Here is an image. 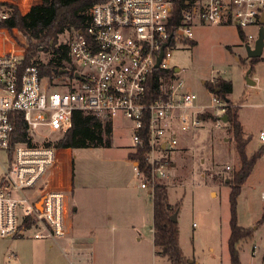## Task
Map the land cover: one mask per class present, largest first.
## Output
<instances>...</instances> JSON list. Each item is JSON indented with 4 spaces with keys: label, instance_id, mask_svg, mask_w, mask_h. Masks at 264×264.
<instances>
[{
    "label": "built area",
    "instance_id": "obj_1",
    "mask_svg": "<svg viewBox=\"0 0 264 264\" xmlns=\"http://www.w3.org/2000/svg\"><path fill=\"white\" fill-rule=\"evenodd\" d=\"M42 1L0 0L2 238L23 236L28 230H36L35 238L53 239L72 232L73 186L64 167L68 147H56L49 134L67 131L76 111L131 121L133 149L145 147L147 163L145 170L132 159L133 170L140 187L153 195L156 185L168 177V153L176 149L178 133L201 127L206 118H214L220 128L229 106L227 99L213 94L211 104L195 108L196 93L170 62L172 47L194 41L197 23L235 24L246 40L252 39L245 29L260 26L264 16V0H189L180 18L174 12L175 0L98 2L89 10V24L72 30L63 43L69 58L60 69L68 72L59 70L51 77L40 67L48 61L27 62L25 36L2 25L8 9L15 7L26 15ZM172 69L174 73L159 77V95L148 101L153 71ZM259 139L264 142V130ZM151 264L202 263L166 258Z\"/></svg>",
    "mask_w": 264,
    "mask_h": 264
},
{
    "label": "rangeland",
    "instance_id": "obj_2",
    "mask_svg": "<svg viewBox=\"0 0 264 264\" xmlns=\"http://www.w3.org/2000/svg\"><path fill=\"white\" fill-rule=\"evenodd\" d=\"M245 30L254 38L242 39L235 24L197 23L194 43L173 46L170 62L181 69L177 76L196 93L195 108L211 104L216 94L212 87L220 79L232 81L225 114L230 118V113H237L245 137L250 138L248 157L261 154L237 198L238 225L257 227L239 243L240 260L241 264H263L264 142L259 134L264 130V50L257 63H252L250 53L257 40L264 38V24ZM71 34L70 30L61 34L59 44L67 42ZM54 55L42 51L39 59L49 61ZM252 67L254 85L246 78ZM214 121L206 118L201 127L178 133V145L168 153V177L162 183L168 187L170 203L178 205L179 243L185 258L202 264H231L232 187L228 183L240 167V158L229 120L220 128ZM131 124L117 118L111 145L75 149L73 206L78 210L72 213V232L56 239L35 238L36 230L0 237V264H146L166 259L156 252L153 195L148 189L135 188L144 203L138 209L135 199L122 191L119 179L108 186V192L97 184L104 170L132 175L127 159L128 151L135 152ZM61 135L49 134L54 141ZM131 181L139 183L137 177Z\"/></svg>",
    "mask_w": 264,
    "mask_h": 264
},
{
    "label": "trees",
    "instance_id": "obj_3",
    "mask_svg": "<svg viewBox=\"0 0 264 264\" xmlns=\"http://www.w3.org/2000/svg\"><path fill=\"white\" fill-rule=\"evenodd\" d=\"M102 1L105 0H43L33 6L26 15H21L18 9L13 7L8 9L9 15L2 25L10 29L17 28L25 36L28 48L27 62L37 63L39 53L42 51L53 52L55 57L47 63L41 64L40 67L43 74L54 77L59 74L60 68L65 66L63 60L69 58L68 46L66 44L58 45L59 36L68 30L85 28L90 22V8L95 3ZM188 1L175 0L174 12L178 18H180V12L186 7ZM239 31L242 39L246 40L243 31L240 29ZM191 42L194 43V41ZM251 61L257 63L259 57H251ZM167 73H174V69L171 71H153L148 84V101L159 95V77ZM217 89L220 90L217 91ZM232 90V81L225 79H220L218 84L212 87L214 93L224 98H228ZM229 123L234 134L240 167L234 171L232 180L228 183L232 187L230 194L231 233L228 247L231 264H241L238 245L242 240L249 238L257 227L249 229L238 225L237 198L242 185L251 174L261 154L257 152L248 157L246 146L250 138L245 137L243 125L237 113H230ZM61 133L62 135L54 141L56 147L76 149L109 146L113 135V123L107 116L76 111L73 114L72 126ZM22 136L20 135L17 139H21ZM129 156L131 159H138L142 168L147 170L145 147L130 153ZM177 212L178 205H172L169 201L167 185L164 183L157 184L153 194V231L156 252L172 262L183 263L187 259L179 243L178 223L172 220V215Z\"/></svg>",
    "mask_w": 264,
    "mask_h": 264
},
{
    "label": "crops",
    "instance_id": "obj_4",
    "mask_svg": "<svg viewBox=\"0 0 264 264\" xmlns=\"http://www.w3.org/2000/svg\"><path fill=\"white\" fill-rule=\"evenodd\" d=\"M114 122H115V120L112 121V123H113V135H114V128H115ZM132 148H133V146H132ZM131 152H132V150L127 152V159L132 166V169H131L132 175L130 177H127V176L124 177L123 175H121L120 173H118L116 171H113L112 169H111V171H109V170L105 171L104 170V171H102L101 176H100V181L97 184H99V187H101L100 188L101 191L108 192V189H107L108 186L113 185L114 180L119 179V181L122 185V191L125 192V194L128 193L130 199H135V204L138 206V209L139 208L143 209L144 203H143V200L141 199L140 194H138V195L135 194L136 193L135 188H139L140 185H139V183L133 184L134 181H131V179L133 177H136L134 170H133V161L129 156ZM64 153H65V156H64L65 165H64V167L66 169V174L69 177V180L71 181V184L73 186V192H74V185H75V180H74V154H75V149L74 148H67V149H65ZM97 184H94V185H97ZM84 188H89V187L86 184H84ZM148 192L150 193L149 190H148ZM72 205H74L73 195H72ZM74 210L77 211L78 207L73 206V211ZM154 254H156V253H154ZM154 261L155 260H153L150 263H146V264H151Z\"/></svg>",
    "mask_w": 264,
    "mask_h": 264
},
{
    "label": "water",
    "instance_id": "obj_5",
    "mask_svg": "<svg viewBox=\"0 0 264 264\" xmlns=\"http://www.w3.org/2000/svg\"><path fill=\"white\" fill-rule=\"evenodd\" d=\"M261 22H262V24H264V16L261 18ZM263 50H264V38L263 37H260L257 40L254 48L251 50L250 57H261V55L263 53ZM162 57H163V51L161 52L160 56L158 57V60H157V63L155 65V67H159V64L161 62ZM175 70L178 72L180 70V68L179 67H176ZM66 72H68V69H66V68L60 69V73H66ZM251 72H252V68H250L247 71L246 78H247L248 84L254 85L255 84V81L250 76V73ZM75 76H79V74L76 72L75 73ZM219 90L220 89H217V91H219ZM221 119L224 122H228L229 116L227 114H224V115L221 116ZM172 220L175 221V222L177 221V213H174L172 215Z\"/></svg>",
    "mask_w": 264,
    "mask_h": 264
},
{
    "label": "flooded vegetation",
    "instance_id": "obj_6",
    "mask_svg": "<svg viewBox=\"0 0 264 264\" xmlns=\"http://www.w3.org/2000/svg\"><path fill=\"white\" fill-rule=\"evenodd\" d=\"M180 70H181V69H180ZM180 70H179V71H180Z\"/></svg>",
    "mask_w": 264,
    "mask_h": 264
}]
</instances>
